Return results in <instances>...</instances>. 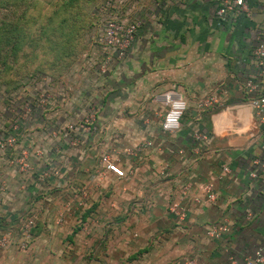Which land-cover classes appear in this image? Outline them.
<instances>
[{
    "label": "crops",
    "instance_id": "obj_1",
    "mask_svg": "<svg viewBox=\"0 0 264 264\" xmlns=\"http://www.w3.org/2000/svg\"><path fill=\"white\" fill-rule=\"evenodd\" d=\"M259 6L233 26L216 21L212 0H160L154 14L141 12L128 52L103 86L100 111L112 113L97 117L98 130L79 134L78 162L42 182L33 174L0 182V230L31 212L38 222L25 252L0 248V264H243L258 247L264 255V176H247L260 156V126L244 87L264 88L251 57L254 30L264 22ZM167 92L185 102L173 134L159 129ZM207 97L218 104L198 109ZM194 130L209 137L199 155L191 151ZM141 141L152 145L129 157L126 150ZM108 147L120 154L112 163L123 177L100 162ZM221 166L229 173L215 180ZM209 181L213 202L201 192ZM185 184L191 188L181 200ZM179 200L187 208L182 221L167 211ZM220 222L227 233L208 238L205 230Z\"/></svg>",
    "mask_w": 264,
    "mask_h": 264
},
{
    "label": "rangeland",
    "instance_id": "obj_2",
    "mask_svg": "<svg viewBox=\"0 0 264 264\" xmlns=\"http://www.w3.org/2000/svg\"><path fill=\"white\" fill-rule=\"evenodd\" d=\"M2 1L12 5L4 3L1 10L5 6L24 13L0 15V27H19L28 39L18 49L0 46V182L30 180L32 174L42 182L63 164L78 162L79 134L98 130L97 117L112 113L110 108L100 111L103 86L111 83L110 65L104 74L98 71L105 65L99 21L106 14L89 0ZM107 149L102 156L116 163L120 154ZM55 216L59 226L62 214ZM34 217L31 212L20 224L4 221L0 237L16 251L24 245L20 252H25L38 227ZM29 219L32 225L23 237Z\"/></svg>",
    "mask_w": 264,
    "mask_h": 264
},
{
    "label": "built area",
    "instance_id": "obj_3",
    "mask_svg": "<svg viewBox=\"0 0 264 264\" xmlns=\"http://www.w3.org/2000/svg\"><path fill=\"white\" fill-rule=\"evenodd\" d=\"M213 16L219 24L233 26L242 18H251V8L258 4L259 8L264 11V0H212ZM160 0H100L96 9L101 10L106 16L99 21L101 28L99 36V45L105 49L102 55V60L105 65L100 66L98 71L102 74L107 72L111 67L122 60L128 52L137 30L140 28L142 21L140 13L151 12L159 9ZM254 45L251 50V57L255 67L259 72H264V22L262 26L256 27L254 30ZM246 94L249 95L247 100L248 106L254 112L257 122L260 126L259 150L260 156L253 158L250 162V168L247 176L250 179L256 180L264 176V88L257 89L256 85L247 81L245 83ZM254 94V95H252ZM252 95V96H250ZM165 108L164 114L159 123V129L162 133L173 134L179 128V120L185 110V102L180 95L174 92H167L161 95L159 101ZM217 105V100L211 97L204 98L197 103V108L200 110L208 109L213 105ZM70 120H72L70 118ZM71 128V125H69ZM192 153L199 155L201 146H206L209 143V137L198 130L191 133ZM150 141H141L139 144L126 150V154L131 157H139L143 150L151 147ZM100 162L105 165L106 170L111 171L117 177H123V172L115 167L112 162H109L106 156H102ZM229 173L226 166H221L219 174L214 178L219 180ZM53 174H57L53 171ZM191 186L185 184L181 189V200L188 196V191ZM203 197L208 202H213L216 199L212 183L209 181L201 186ZM171 203L167 211L173 215L177 221H182L187 213V208L182 206L180 201ZM246 218H250L249 213ZM32 221L29 219L23 225L24 230L22 236L27 237V230L31 227ZM228 228L224 222L210 225L205 234L210 239H219L227 233ZM10 246V241L5 237H0V248L5 249ZM20 251L25 249L24 245H19ZM264 260L263 251L260 247L243 260V264H261ZM177 264H197L195 259H180Z\"/></svg>",
    "mask_w": 264,
    "mask_h": 264
},
{
    "label": "trees",
    "instance_id": "obj_4",
    "mask_svg": "<svg viewBox=\"0 0 264 264\" xmlns=\"http://www.w3.org/2000/svg\"><path fill=\"white\" fill-rule=\"evenodd\" d=\"M15 1H18V0H12L11 2H15ZM90 2L93 3V6L96 8L100 2V0H89ZM7 6L9 5H12V4H9L8 2L5 4ZM2 6V5H1ZM28 9V8H27ZM1 10V9H0ZM1 11H4L2 13H0L1 16H8V13L11 14V15H16V14H19L18 17H21L23 15L24 12H17L15 9L11 10V8L9 9V7H3V10ZM7 13V14H6ZM13 17V16H12ZM2 18V17H1ZM13 31H12V29ZM23 32V33H22ZM20 33V28L19 27H13V25H8V26H2L0 27V46L2 45L3 47H8V46H12L14 47L13 49L19 47V44L22 43V41L25 39L27 40L28 39V36H24V31H22ZM31 43H33V41H31ZM8 47V49L10 48ZM7 49V48H6ZM7 49V50H8ZM16 49V50H17ZM15 50V51H16ZM4 58H7V51H3L2 54H4ZM14 55V54H12ZM11 55V56H12ZM14 57V56H13ZM34 111V110H32Z\"/></svg>",
    "mask_w": 264,
    "mask_h": 264
}]
</instances>
